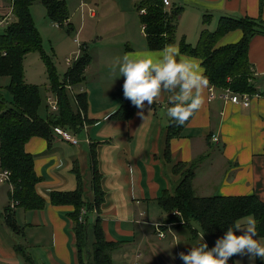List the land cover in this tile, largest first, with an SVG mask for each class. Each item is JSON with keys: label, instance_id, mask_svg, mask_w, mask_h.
Listing matches in <instances>:
<instances>
[{"label": "crops", "instance_id": "crops-1", "mask_svg": "<svg viewBox=\"0 0 264 264\" xmlns=\"http://www.w3.org/2000/svg\"><path fill=\"white\" fill-rule=\"evenodd\" d=\"M63 1L69 13L65 22V26L69 25L67 31L76 33L75 39L78 38L85 52V47L90 46L86 52L89 64L84 71V82L71 86L72 92L75 89L72 98L76 93L87 95L85 119L90 123L75 136L77 146L56 136L50 144L42 137H34L25 145L40 178L36 191L46 200V205L42 210L32 211L11 206L21 228L17 235L4 226L0 215V264H21L13 236L23 241L24 250L31 254L34 264H79L72 221L68 217L74 208L51 205L49 195L76 190L77 170L83 184L82 201L94 202L89 145L97 154L104 197L100 211L87 216L91 225L87 253L95 240L92 225L99 217L105 240L119 243L111 259L117 255V259L128 264H171L167 245L161 244L158 231L165 235L168 232L169 237L178 241L182 231L188 230L178 223H168L167 214L156 200L163 192L173 194L183 180L186 168L175 173L173 168L177 164L189 165L200 157L192 181L195 196L256 195L264 203V33L255 35L249 42L248 59L256 92L250 105L243 107L222 100L221 90L215 88L210 98L207 84L202 89L201 107L181 135L167 144L170 93H162L151 106L145 102L146 107L137 108L130 120L112 119L124 99V77L118 71L122 57L160 52L148 48L137 11L143 0H76L74 5ZM172 5L166 12L173 8L181 10L172 44L178 48L182 40L195 46L201 32L215 31L222 17H248L264 23V0H172ZM11 11V0H0V17L12 18ZM205 16H210L207 24H203ZM241 37V31H231L217 46L234 44ZM9 81L6 77L0 78V92ZM45 92L42 88V117H45L44 109L49 108L46 99L50 94ZM1 94L8 98L7 94ZM211 137L217 138V142L211 141ZM166 145H169L168 158ZM11 190L9 183L0 185V214L10 205ZM244 220L238 223L243 225ZM87 253L84 259L88 258ZM234 263L239 264L236 256ZM260 264H263L261 259Z\"/></svg>", "mask_w": 264, "mask_h": 264}, {"label": "trees", "instance_id": "trees-1", "mask_svg": "<svg viewBox=\"0 0 264 264\" xmlns=\"http://www.w3.org/2000/svg\"><path fill=\"white\" fill-rule=\"evenodd\" d=\"M36 1L45 8L50 23L63 27L69 16L67 5L63 0H12V20L0 29V78L6 77L10 80L4 89L8 98L0 93V168L1 171L10 172L9 184L12 187L9 193L10 205L5 207L0 215L4 226L16 235L21 228L15 221V210L11 208V203H14L13 207L25 211L42 210L46 205V200L36 191L40 178L34 170V158L25 151V145L34 137H42L50 144L56 136V128L76 136L83 131L85 124L90 123L85 119L88 108L87 95L78 93L72 98L73 92L66 88L68 85L75 87L84 82V71L89 64V55L83 50L72 67L65 72V79L59 81L52 60L41 50V37L31 16L30 8ZM141 9H145V14L140 15V22L144 26L148 48L156 51L172 45L175 23L181 10L173 8L169 13L166 12L162 0H143L137 11ZM209 22L210 16H205L203 24ZM68 27L69 25H66V28ZM235 30L242 32L238 42L217 46L224 35ZM259 33H264V23L261 19L222 17L219 18L215 31L201 32L195 46L187 44L184 40L178 46L182 54L200 60L209 87L218 90L229 89L236 94L251 96L256 92L252 85L253 72L248 59L249 42ZM36 51L41 53L46 68L49 91L57 97V111L53 112L46 107L45 117L40 115V107L43 104L41 88L25 82L24 57ZM136 110L137 107L124 97L123 104L112 119L130 120ZM196 111L183 126L170 119L167 127V144L170 139L181 135L182 129L195 116ZM89 146L94 202L85 204L82 201L83 184L76 170V190L51 192L49 203L53 206L71 205L74 208L68 217L72 221L79 264H112L111 253L119 243L105 240L99 217L92 225L95 240L87 253L88 231L91 226L87 216L93 211H100L104 197L97 154L92 145ZM165 156L169 157V145H166ZM201 159L202 157L189 165L179 163L173 168L175 173L185 168L186 170L182 173L183 180L173 194L163 192L156 200L162 211L167 214L166 221L178 223V226L189 231L193 240H199V232L194 225L198 226L204 237L218 239L234 222L238 223L244 218L252 217L256 221L258 237L264 238V203L256 195L202 198L195 196L192 181L197 162ZM82 210H85L84 215H81ZM173 212H178L180 215H171ZM181 220L184 224L180 225ZM15 251L25 259L26 263L34 264L24 248L15 246ZM86 253L88 257L91 255L88 263L83 257ZM228 264H235L233 256L230 257Z\"/></svg>", "mask_w": 264, "mask_h": 264}, {"label": "clouds", "instance_id": "clouds-1", "mask_svg": "<svg viewBox=\"0 0 264 264\" xmlns=\"http://www.w3.org/2000/svg\"><path fill=\"white\" fill-rule=\"evenodd\" d=\"M118 71L124 77L123 95L138 109L153 105L167 92L169 103L167 115L183 126L202 103V89L207 86L205 69L196 58L182 54L178 47L168 45L158 54L141 52L125 54L119 62ZM143 116V112H140ZM237 232L242 234L237 235ZM234 254H248L250 258L264 260V240L258 237L256 221L249 218L246 224L234 222L225 234L209 249L204 241L191 246L179 258L184 264H228Z\"/></svg>", "mask_w": 264, "mask_h": 264}, {"label": "rangeland", "instance_id": "rangeland-1", "mask_svg": "<svg viewBox=\"0 0 264 264\" xmlns=\"http://www.w3.org/2000/svg\"><path fill=\"white\" fill-rule=\"evenodd\" d=\"M66 1L71 3V5H74V3L76 2V0H66ZM30 12L32 19L35 23L34 24L35 28L37 29L41 37V50L44 52V54L47 57H49L52 60L55 70L59 76L58 77L59 81L62 82L65 79L64 74L69 68V66L66 64V59H73L78 54V51H80L81 54L82 51L84 50V47L82 48L78 38L75 39L76 33H74L73 31L71 32L67 31L66 26L55 28L54 27L55 25L52 22L50 23V21L46 17L45 8L42 6V4L39 1H36L32 4L30 8ZM9 18H11V16L10 17L8 16L6 21H9ZM0 19H3V17L1 16ZM210 31H214V30L211 29ZM89 49L90 46L85 47L87 53ZM23 67H24L26 83L37 85L41 89L43 88L44 90H46L45 93L52 95L51 91L49 92V80L47 77L45 65L41 59V53L36 51L27 54L24 57ZM1 91L2 92L0 93H4V94L7 93L6 91L3 90ZM249 218L252 217H247L242 222L246 224ZM194 228L197 229L199 234L202 236V233H200L198 226L194 225ZM180 235L181 237H179L178 241L173 239V236L169 237L168 232L166 233L164 238H159L161 239V244H163L164 246L167 245L169 251L167 257L171 264H184V262L179 258V254L177 252L180 253L184 252L185 254H187L190 251L191 246H195L196 244L199 243V240L194 241L190 239L191 237L188 231L183 230ZM12 238L14 242L17 243V246L25 248V245L23 244V241H21V239H19L16 236H13ZM216 240H217L216 238L204 237V241L208 244L209 249L215 245ZM90 256L91 255H89L88 259L85 256L84 259L86 260L85 262L87 263L88 261L90 262ZM116 256L117 255H114V259H112V264H128V262H124L121 258L117 259ZM235 256L237 257L239 264L260 263V259L258 257L250 258L248 254H234L233 255L234 261H235ZM19 258L22 259L21 264H28L26 263L25 259L22 256H20ZM263 264H264V260H263Z\"/></svg>", "mask_w": 264, "mask_h": 264}, {"label": "built area", "instance_id": "built-area-1", "mask_svg": "<svg viewBox=\"0 0 264 264\" xmlns=\"http://www.w3.org/2000/svg\"><path fill=\"white\" fill-rule=\"evenodd\" d=\"M162 3L164 5L165 9L171 8V6H172V0H162ZM139 14L144 15L145 9H141L139 11ZM7 18H8V16L6 18L0 19V28L5 27L12 20V18H9V21H6ZM54 25L57 28L60 27L58 24L54 23ZM143 30H144V26H143ZM79 56H80V51H78V54L73 59H66V64L69 66V68L72 67L73 63L79 58ZM66 88L72 92L71 86L68 85ZM209 94H210V98H213V96H214V88L213 87L209 88ZM252 96L253 95L250 96L249 94H236V93L231 92V90H229V89L221 90L222 100H227V101L231 102L232 104L243 106V107H248L250 105ZM46 100H47V104L49 106V109L53 112L57 111V108H58V107H56L57 106V97L55 95L54 96L49 95V96H47ZM55 133H56L55 135L57 137H59L61 140L69 142V144H71L73 146H77L79 143L75 136H73L72 134H70L69 132H67L65 130L56 128ZM211 141L217 142V138L211 137ZM9 178H10V172L7 170H2L0 172V185L5 184V183H9ZM11 206H14V203H12ZM84 214H85V210H82L81 215H84ZM171 215L175 216V215H180V214L178 212H173ZM81 220H82V217L80 218V221ZM158 237L164 238L165 234L162 233L161 231H158Z\"/></svg>", "mask_w": 264, "mask_h": 264}]
</instances>
